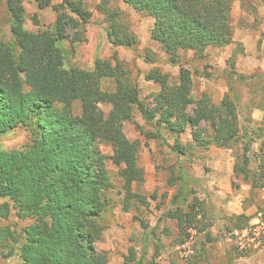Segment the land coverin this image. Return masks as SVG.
Returning <instances> with one entry per match:
<instances>
[{
  "label": "trees",
  "instance_id": "1",
  "mask_svg": "<svg viewBox=\"0 0 264 264\" xmlns=\"http://www.w3.org/2000/svg\"><path fill=\"white\" fill-rule=\"evenodd\" d=\"M29 1L40 9L51 3L6 0L11 42L2 37L0 19V133L18 126L31 133L22 147H0V198L8 199L0 205V219L14 209L19 219L30 221L20 235L1 226L0 235L12 239L11 254H18L19 264H109V252L96 248L106 227L104 213L110 206L108 193L113 187L101 144L112 146L110 159L124 182L123 210L128 211L134 198L149 204L144 195L133 191L134 183L145 180L139 164L141 141L131 140L124 130L125 121L133 120L136 109L145 120L155 122L157 128L164 126L175 137L189 129L198 145L231 148L239 132L237 105L229 95L220 103L206 93L195 99L192 70L182 65L177 80L159 68L146 73L147 80L160 85L152 104L141 99L138 85L118 58L115 65L98 59L92 70L67 67L58 42L69 38V29L77 31L90 21L92 13L86 9L85 0H63L54 5V29L37 32L25 27V2ZM113 1L101 0L97 5L107 35L114 46L134 48L139 37L125 13L111 5ZM119 1L154 19L151 39L168 54L171 63L177 62L180 51H192L194 58L201 60L208 46L225 47L233 41L232 8L236 0ZM240 1L248 4L249 10L258 8L253 0ZM257 1L264 6V0ZM228 63L235 66L234 55ZM25 74H29V82ZM104 79H113L115 89H104ZM75 101L81 103L79 114L73 110ZM100 103L111 104L107 115L99 108ZM203 123L206 128H202ZM137 127L144 134L142 127ZM144 135L162 137L159 129ZM248 160L245 157L243 165L234 164L235 178L249 180ZM255 180L252 190L259 184ZM184 186L173 198L182 204L189 198ZM168 214L177 220L180 230L184 223L193 225L195 221L194 215L181 207ZM144 257L136 260L131 249L124 262L143 264Z\"/></svg>",
  "mask_w": 264,
  "mask_h": 264
},
{
  "label": "rangeland",
  "instance_id": "2",
  "mask_svg": "<svg viewBox=\"0 0 264 264\" xmlns=\"http://www.w3.org/2000/svg\"><path fill=\"white\" fill-rule=\"evenodd\" d=\"M50 1V5L44 9H40L34 1L25 2V27L28 30L37 32L54 29L57 14L53 7L63 0ZM100 1L85 0L86 9L92 13L90 21L82 24L77 31L69 29V38L58 42L65 52L67 67L78 66L92 70L98 59L115 65L118 58L138 85L141 99L146 104H152L153 95L160 90V85L147 80L146 73L159 68L169 73L172 80H177L182 65L192 70L193 97L197 99L206 93L216 103L220 95H216L215 78L216 73L221 72L216 71V68L220 69V64L216 67L214 55L207 54L198 60L192 51H180L177 62L171 63L168 54L151 39L154 19L136 12L119 0L113 1L111 5L118 6L125 13L139 37V43L134 48L114 46L107 35L104 16L97 9ZM253 2L258 7L256 10H249V5L241 1L240 9H234L233 3V27L245 16L251 20L255 18V25L260 22L264 6L257 0ZM0 19L2 37L4 41L11 42L10 14L6 0H0ZM241 48L239 46L237 50ZM227 64V69L234 72L235 66L232 68L228 60ZM234 77L237 87L225 94L237 105L239 132L231 148H221L223 151L216 152V145H198L192 140L189 129L175 137L164 126L157 128L155 122L145 120L137 109L133 120L125 121L126 135L131 140L141 141L139 164L145 176L144 182L133 184V191L144 195L148 205L137 197L131 200L128 211L123 210L124 182L118 167L110 159L112 146L101 144L107 156L113 187L108 193L110 206L104 213L103 223L106 227L96 248L109 252V264H125L124 257L130 255L131 249L136 253V260L141 255L145 256L143 264H264V247L241 250L236 236V231L249 226L256 211H262L264 215V178L261 179L264 173V83L254 81L249 84L247 81L251 77L238 73ZM24 78L29 82V74H25ZM103 88L114 90V80L104 79ZM256 107L263 112L258 120L251 117L252 108ZM99 108L107 115L112 106L110 103H100ZM73 110L76 114L81 112L80 101L74 102ZM137 125L142 127L144 134H155L159 129L162 137L146 138ZM206 127L207 124L203 123L202 128ZM30 139V130L18 126L0 133V147L19 148ZM222 155L229 157L230 165H243L247 157L248 169L251 171L249 180L239 176L232 180L230 188H226L225 176L216 175V159ZM254 179L259 184L252 190ZM182 185H185L184 191L189 195L188 201L183 204L173 199ZM5 201L8 199L0 198V205ZM176 207H181L185 213L195 217L193 225L188 222L183 224L184 232L179 229L177 220L168 214ZM240 215H246L249 219ZM29 221L19 219L12 209L7 216L1 217L0 226L9 227L13 233L20 235L21 229ZM153 229L155 234L152 233ZM11 240L0 235V264H19L18 254H11ZM135 263L133 261L131 264Z\"/></svg>",
  "mask_w": 264,
  "mask_h": 264
},
{
  "label": "crops",
  "instance_id": "3",
  "mask_svg": "<svg viewBox=\"0 0 264 264\" xmlns=\"http://www.w3.org/2000/svg\"><path fill=\"white\" fill-rule=\"evenodd\" d=\"M235 7L240 9V1L234 2V9ZM252 20L245 16L238 23H235L233 41L230 44L225 47L208 46L206 48L207 54L216 57V67L220 64V69L216 68V71H220L221 74L216 73V84L214 87L216 95H220L216 98V103H219L223 96L232 90V88L237 87L234 77L236 73L251 77L247 81L249 84L254 81L264 83V12L258 24L255 25L253 23L255 18ZM239 46L242 47V50H237ZM233 54L236 55V69H234V72H230V68L227 69V60ZM252 109V119H261L263 115L262 110L259 107ZM216 150V152L223 151L217 146ZM232 157L234 158L235 156L232 155ZM229 163V157L226 155L219 156L216 159V175L218 177L222 174L225 176L224 185L226 188L228 186L230 188L232 180L236 179L233 172L234 163L231 165ZM239 196L241 197L242 195Z\"/></svg>",
  "mask_w": 264,
  "mask_h": 264
},
{
  "label": "built area",
  "instance_id": "4",
  "mask_svg": "<svg viewBox=\"0 0 264 264\" xmlns=\"http://www.w3.org/2000/svg\"><path fill=\"white\" fill-rule=\"evenodd\" d=\"M238 245L241 250H248L251 247H264V215L262 211H256L249 226L236 231Z\"/></svg>",
  "mask_w": 264,
  "mask_h": 264
}]
</instances>
